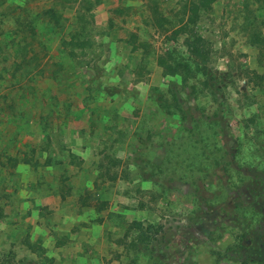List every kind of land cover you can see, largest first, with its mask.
Instances as JSON below:
<instances>
[{"label": "rangeland", "instance_id": "374dc122", "mask_svg": "<svg viewBox=\"0 0 264 264\" xmlns=\"http://www.w3.org/2000/svg\"><path fill=\"white\" fill-rule=\"evenodd\" d=\"M200 2L0 0V264H264V0Z\"/></svg>", "mask_w": 264, "mask_h": 264}, {"label": "trees", "instance_id": "16d2710c", "mask_svg": "<svg viewBox=\"0 0 264 264\" xmlns=\"http://www.w3.org/2000/svg\"><path fill=\"white\" fill-rule=\"evenodd\" d=\"M201 2V4L202 5H208L209 3H211V2H214V1H216V0H200ZM141 227V226H140ZM151 230V226L144 232V233H147L148 231H150ZM148 238V237H147ZM245 264V263H244Z\"/></svg>", "mask_w": 264, "mask_h": 264}]
</instances>
